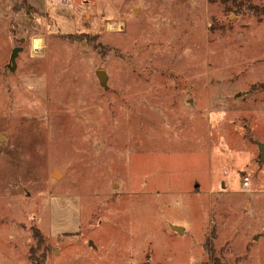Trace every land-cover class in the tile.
Segmentation results:
<instances>
[{"label": "rangeland", "instance_id": "1", "mask_svg": "<svg viewBox=\"0 0 264 264\" xmlns=\"http://www.w3.org/2000/svg\"><path fill=\"white\" fill-rule=\"evenodd\" d=\"M46 1L0 0V264H264V0Z\"/></svg>", "mask_w": 264, "mask_h": 264}, {"label": "water", "instance_id": "2", "mask_svg": "<svg viewBox=\"0 0 264 264\" xmlns=\"http://www.w3.org/2000/svg\"><path fill=\"white\" fill-rule=\"evenodd\" d=\"M20 50V47H16L13 51V56H12V63L15 64V60H16V56L18 54V51ZM102 72H98V76L101 78L102 77ZM258 148L259 151L261 153V159L264 160V141L258 142ZM175 230L179 231V232H183V228L179 227V226H175L174 227Z\"/></svg>", "mask_w": 264, "mask_h": 264}, {"label": "crops", "instance_id": "3", "mask_svg": "<svg viewBox=\"0 0 264 264\" xmlns=\"http://www.w3.org/2000/svg\"><path fill=\"white\" fill-rule=\"evenodd\" d=\"M26 1L29 4H31V6H35L37 8L36 10H38V12H40V13H43L47 10V6L45 5L46 0H34L35 2L32 0H26Z\"/></svg>", "mask_w": 264, "mask_h": 264}, {"label": "built area", "instance_id": "4", "mask_svg": "<svg viewBox=\"0 0 264 264\" xmlns=\"http://www.w3.org/2000/svg\"><path fill=\"white\" fill-rule=\"evenodd\" d=\"M249 182H250V179L249 177H244V180H243V186L244 187H249Z\"/></svg>", "mask_w": 264, "mask_h": 264}, {"label": "bare ground", "instance_id": "5", "mask_svg": "<svg viewBox=\"0 0 264 264\" xmlns=\"http://www.w3.org/2000/svg\"><path fill=\"white\" fill-rule=\"evenodd\" d=\"M112 24H113V23H112ZM114 25H115V24H114ZM115 28H116V27H115ZM40 41H41L40 39H36V40H35V48L38 49V48H40V45H43L42 43H40Z\"/></svg>", "mask_w": 264, "mask_h": 264}, {"label": "trees", "instance_id": "6", "mask_svg": "<svg viewBox=\"0 0 264 264\" xmlns=\"http://www.w3.org/2000/svg\"><path fill=\"white\" fill-rule=\"evenodd\" d=\"M23 5H25V7H27V9L31 10V9L29 8V6H28L26 3H24ZM26 5H27V6H26Z\"/></svg>", "mask_w": 264, "mask_h": 264}]
</instances>
